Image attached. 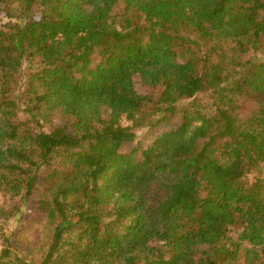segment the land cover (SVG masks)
<instances>
[{"label": "trees", "instance_id": "trees-1", "mask_svg": "<svg viewBox=\"0 0 264 264\" xmlns=\"http://www.w3.org/2000/svg\"><path fill=\"white\" fill-rule=\"evenodd\" d=\"M2 12L0 194L13 212L37 196L36 264H264V0ZM177 111L176 128L121 150ZM0 238V264H31Z\"/></svg>", "mask_w": 264, "mask_h": 264}, {"label": "rangeland", "instance_id": "rangeland-1", "mask_svg": "<svg viewBox=\"0 0 264 264\" xmlns=\"http://www.w3.org/2000/svg\"><path fill=\"white\" fill-rule=\"evenodd\" d=\"M7 22L5 14L0 13V23ZM135 87L140 93H148L147 86L140 82L139 78H135ZM20 89V87H19ZM180 112L165 113L156 115L152 125L140 128L136 133L134 142L124 144L121 148L123 152H128L137 143L145 147L150 145L154 138L164 131L176 128L180 123ZM63 116L59 112H54L52 115V124L57 125L62 122ZM25 204L18 203V208L15 212L12 201L9 196L0 194V202L5 206L6 217L0 221V236H10L12 241L13 255L20 257L22 260L31 264L39 263L42 259L47 246L49 244V234L47 232L45 218L36 210L37 196ZM30 199V198H29ZM236 237V232L231 233ZM1 249V238H0ZM237 264H249L242 256L237 260Z\"/></svg>", "mask_w": 264, "mask_h": 264}]
</instances>
